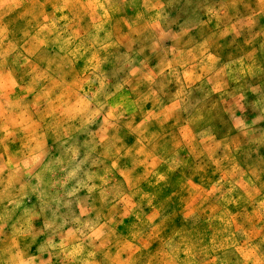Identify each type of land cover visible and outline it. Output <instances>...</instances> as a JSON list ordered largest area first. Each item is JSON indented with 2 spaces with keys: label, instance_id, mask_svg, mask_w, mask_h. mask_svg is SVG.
<instances>
[{
  "label": "rangeland",
  "instance_id": "obj_1",
  "mask_svg": "<svg viewBox=\"0 0 264 264\" xmlns=\"http://www.w3.org/2000/svg\"><path fill=\"white\" fill-rule=\"evenodd\" d=\"M80 1L0 0V135L15 134L18 122L34 134L0 138V202L61 200L103 181L98 194L117 201L104 217L105 238L112 228L128 238L145 226L152 264H264V30L248 55L197 60L194 74L170 57L161 27L139 22L160 18L168 29L180 18L190 29L211 13L225 22L223 0H102L105 36L93 27L82 36L89 27L64 16ZM70 132L83 137L64 138ZM17 145L37 155L24 161L33 170L15 188L9 184L22 174L8 170L2 151ZM6 212L0 208V220ZM11 216L4 242L12 246L31 236L17 235L18 213ZM92 216L84 233L101 221ZM41 219L50 230L68 223L51 213ZM54 243L43 264L99 257Z\"/></svg>",
  "mask_w": 264,
  "mask_h": 264
},
{
  "label": "crops",
  "instance_id": "obj_2",
  "mask_svg": "<svg viewBox=\"0 0 264 264\" xmlns=\"http://www.w3.org/2000/svg\"><path fill=\"white\" fill-rule=\"evenodd\" d=\"M93 3L96 5L95 9L99 8L100 10L99 17L96 20L91 17V12L88 10L92 8ZM160 3L163 5L165 1L161 0ZM199 9V5L196 7L194 3L191 6V11L194 13L199 12ZM212 9L216 10V7L213 6ZM222 9L226 15L229 12L228 16L231 17L221 23H214L213 14L211 13V17H206L202 14L199 23L190 29H183V22H179L180 18L174 21L168 29L163 26L165 20H160V18L159 20L155 19L145 23L140 21L139 26L161 27V36L164 39L163 44L169 48L168 50H171L170 57L177 61L180 60L178 62L179 65L182 67L186 66L185 68H192V73L196 74L201 68V64L197 65V60L207 58L208 61H220L222 59L242 58L249 51L256 49L261 42L260 39L262 37L259 33L264 30V0H223ZM142 10L146 19L150 11L145 6ZM176 13H178V10H176ZM172 15L176 16L177 14ZM64 16L69 22L77 18L81 27L85 25L86 28L89 27L88 29L95 28L94 31L97 36L110 34L109 25L104 26L107 22L103 20L104 7L102 0H81L80 3L72 4L71 8L65 11ZM121 16V11H119L118 14L112 17L111 23L109 22L111 30L115 21ZM245 18H248L249 22ZM58 20L59 17L56 15V21ZM228 28L230 30H227ZM225 30L227 31L223 32ZM62 32L64 31L62 30ZM89 32L93 33L91 29L84 30L82 36L88 35ZM184 59L187 61L182 64ZM14 133L11 134L7 130V132L0 135V138H34L33 133H25L23 131L20 122L16 123ZM68 137L81 138L83 135L75 134V132L65 133L64 138ZM101 148L103 149V147ZM2 154L7 156V160H12L9 163L8 170L20 171L22 174L21 179L11 181L9 184L16 188L23 179V172L33 170L31 166H26L24 161L30 156L35 157L37 154L34 151L27 152L25 147L21 145L7 147L4 152L2 151ZM104 154L105 152H102V154L100 152V155ZM34 167L37 168V166ZM144 183L147 182L145 181ZM104 184L103 181L97 183L92 193L80 190L79 193L77 192L73 196H65L61 200H56L58 202L53 199L44 200V198L39 196L33 198L21 196L19 200L0 202V208L7 211V214H5L7 217L4 215L0 220V264H43L42 261L50 260L51 250L60 246L54 243L56 239L59 240L61 245L69 244L67 248H82L83 257L86 251H89L90 254L94 251L99 256L95 258L94 263H91L92 259H90V255H87V258H81L82 264H152V245L147 243L151 231L145 226L139 228L137 232L128 238L125 234L119 233L117 228H112L110 235L113 238H108L109 240L105 238V233L107 234L108 232H105L104 217L106 211L107 214L111 213L113 216L117 201L107 200V196L98 194ZM1 211L4 214L3 210ZM9 213L12 214L11 218H17L18 213L19 230L16 234L30 235L31 238H24L22 242L18 240L17 244L15 243L12 246L9 242L8 244L7 241H5L6 243L4 242V236L12 234L9 229ZM48 213L56 214L68 223L59 228V230H50L51 228L41 219ZM91 214H93L92 217H98V214H100L103 219L101 218V221L95 224L93 231H90L91 233H84L85 228H83L84 224L82 221ZM148 214L149 212L144 211L142 217L147 218ZM133 218L136 219L138 216H133ZM76 219L80 220V223L74 224ZM69 237L71 238L69 239ZM61 239L64 242H61ZM136 252L138 254L133 260L127 258V256H131L132 253ZM47 264L50 263L47 262Z\"/></svg>",
  "mask_w": 264,
  "mask_h": 264
}]
</instances>
